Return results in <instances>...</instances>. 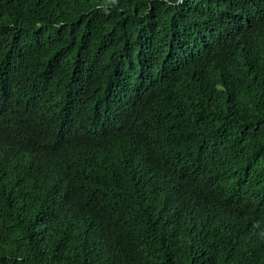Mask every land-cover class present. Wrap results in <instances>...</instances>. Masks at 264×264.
I'll list each match as a JSON object with an SVG mask.
<instances>
[{
    "label": "trees",
    "instance_id": "obj_1",
    "mask_svg": "<svg viewBox=\"0 0 264 264\" xmlns=\"http://www.w3.org/2000/svg\"><path fill=\"white\" fill-rule=\"evenodd\" d=\"M0 264H264V0H0Z\"/></svg>",
    "mask_w": 264,
    "mask_h": 264
},
{
    "label": "bare ground",
    "instance_id": "obj_2",
    "mask_svg": "<svg viewBox=\"0 0 264 264\" xmlns=\"http://www.w3.org/2000/svg\"><path fill=\"white\" fill-rule=\"evenodd\" d=\"M169 74V73H168Z\"/></svg>",
    "mask_w": 264,
    "mask_h": 264
}]
</instances>
